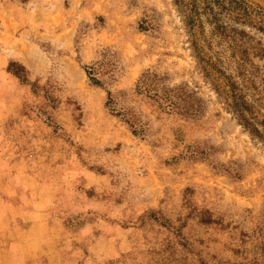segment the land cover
I'll return each instance as SVG.
<instances>
[{
	"label": "rangeland",
	"instance_id": "obj_1",
	"mask_svg": "<svg viewBox=\"0 0 264 264\" xmlns=\"http://www.w3.org/2000/svg\"><path fill=\"white\" fill-rule=\"evenodd\" d=\"M104 57L145 138L89 81ZM146 70L196 91L203 116L135 95ZM30 225L54 228L61 264H264V146L204 77L174 0H0V242Z\"/></svg>",
	"mask_w": 264,
	"mask_h": 264
},
{
	"label": "trees",
	"instance_id": "obj_2",
	"mask_svg": "<svg viewBox=\"0 0 264 264\" xmlns=\"http://www.w3.org/2000/svg\"><path fill=\"white\" fill-rule=\"evenodd\" d=\"M174 4L182 13L204 77L225 100L244 130L264 146V74L256 63V60L264 61V10L245 0H203L201 3L174 0ZM117 69V63L105 57L96 64L84 66L91 84L106 90V105L111 113L134 136L145 138L151 131L147 115L126 106L122 94H114L108 88L116 79ZM7 70L22 83H29V72L24 65L11 62ZM134 94L147 100L159 113L185 120L200 118L207 108L206 101L187 84H173L167 74L152 70L142 73Z\"/></svg>",
	"mask_w": 264,
	"mask_h": 264
},
{
	"label": "crops",
	"instance_id": "obj_3",
	"mask_svg": "<svg viewBox=\"0 0 264 264\" xmlns=\"http://www.w3.org/2000/svg\"><path fill=\"white\" fill-rule=\"evenodd\" d=\"M31 213L36 214V212L30 211L28 215ZM18 229L22 231L20 233L23 235H19V240H15L12 246L9 245V242H7L8 244L5 241L0 242V264H19L21 263L20 259L23 260L22 264H43L42 261L46 259L48 261L44 264H61V250L55 242L54 228L43 225L40 226V231H37V229L34 230V226L30 225L26 228L18 227ZM8 246L14 248L12 256H10L11 252L6 249ZM17 248L23 250L22 257L19 256Z\"/></svg>",
	"mask_w": 264,
	"mask_h": 264
}]
</instances>
